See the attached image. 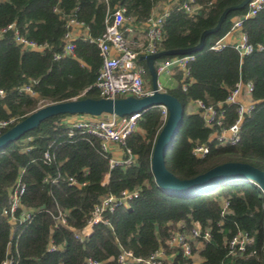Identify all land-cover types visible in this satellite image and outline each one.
I'll return each instance as SVG.
<instances>
[{
  "label": "trees",
  "instance_id": "trees-1",
  "mask_svg": "<svg viewBox=\"0 0 264 264\" xmlns=\"http://www.w3.org/2000/svg\"><path fill=\"white\" fill-rule=\"evenodd\" d=\"M167 1L1 0L0 33L12 23L19 34L47 47L24 49L14 41V30L1 34L0 89L4 95L0 97V119L13 117L16 123L41 102L98 98L95 82L101 58L96 44L89 39L104 32L106 16L117 6H125V15L138 26L148 19L156 5ZM241 1L195 0L201 6L195 15L174 5L164 22L160 50L196 45L202 31L216 24L223 9ZM247 9L248 5L230 11L219 29L205 37L203 48L194 52L196 58L190 64L191 81L186 89L178 85L167 90L183 107L182 124L165 153L167 169L179 179L195 177L227 161L245 162L264 170V7L242 22V30L253 46L249 54L240 56L231 44L216 51L210 48L229 32L233 18ZM71 16L83 23L86 34L74 38L72 54L54 59V53L60 52L64 44L66 22ZM258 44L263 48L257 49ZM139 63L146 67L143 61ZM146 72L150 79L147 67ZM176 77L180 80L181 73ZM31 80L35 94L19 92ZM239 81L252 83L254 108L241 124L237 143L215 145L214 140H209L213 129L205 126L198 113L188 112L187 104L195 99L214 105L222 103L225 110L222 126L227 127L237 115L235 104H226L225 99ZM67 115L72 114L43 120L0 149V263L9 258L12 264H83L86 257H92L101 264H118L116 257L121 249L144 259L164 247L167 253L176 252L171 264H182L179 250L165 244L182 221L186 228L193 222L210 227L211 239L204 242L198 264L221 263L227 255V240L237 229L248 231L254 238L243 257L236 259L237 263L264 264V195L257 186L231 180L208 192L178 196L165 192L154 182L150 161L164 122L160 106L141 111L138 127L144 130V135L134 131L127 137L126 145L136 158L128 166L110 167V154L101 151L96 137L78 129L69 136L62 121ZM198 144L209 147L202 158L192 153ZM45 151L52 156L50 162L43 159ZM44 177L56 181L45 182ZM69 177L81 185H70ZM18 178L24 184L22 205L38 210L29 220L12 224L1 211L8 205L9 193ZM134 189L138 190L137 195L128 205L108 214L109 223L94 225L82 241L69 228L53 227L51 214L60 209L68 210V226L79 230L103 195H120L124 190ZM220 198L229 202V212L224 215ZM50 240L61 248L47 250Z\"/></svg>",
  "mask_w": 264,
  "mask_h": 264
},
{
  "label": "built area",
  "instance_id": "built-area-1",
  "mask_svg": "<svg viewBox=\"0 0 264 264\" xmlns=\"http://www.w3.org/2000/svg\"><path fill=\"white\" fill-rule=\"evenodd\" d=\"M177 5L189 15H195L201 8L195 0H185L178 3V0H169L165 3L155 6L148 19L134 26L129 17L125 15V6L115 7L105 19L104 32L95 38L89 40L94 42L98 48L101 58V65L95 82L99 97L117 98L132 95L135 97H143L151 94V89L147 87L145 82L146 67L139 63V54H153L160 50V42L164 28V22L168 17L172 7ZM264 7V0H250L247 11L233 18L232 27L229 32H238V40L233 45L240 56L249 54L253 50V46L249 43L246 33L242 30L243 20L254 16L261 8ZM84 27L83 23L78 21L74 16L68 18L66 22L67 32L64 35V44L61 51L54 53V59L70 55L74 50V37L72 35L73 27ZM85 28V27H84ZM14 30V41L24 49L43 50L47 45H41L25 38L15 30L14 25L8 24L0 33L5 30ZM86 29V28H85ZM140 32L144 36V40L137 45L132 40V35ZM225 43L221 39L217 40L210 48L214 51L221 49ZM263 45L258 44L257 49H262ZM138 49V50H137ZM196 58L195 53L184 55H173L165 59H157L154 66L157 74H173L181 73L178 85L183 90L191 81L190 64ZM31 80L29 84L19 88V92L35 94L32 90ZM159 87V86H158ZM160 90H162L159 87ZM86 90V89H85ZM253 85L251 82L239 81L233 89L228 93L225 99L226 104H235L236 119L227 127H223L225 110L222 103L214 105L200 99L189 101L198 113L205 126L213 129L209 140H214L215 145L235 144L239 139L241 124L245 117L249 116L254 108V100L252 98ZM164 91V90H162ZM4 95V91L0 89V97ZM191 107V106H190ZM162 108L164 119L167 115L165 107ZM192 109V107H191ZM73 120H71V118ZM141 118V112L130 115L118 116L115 114H72L62 118L67 126V134L72 136L74 129H78L84 133L92 135L99 140L100 149L104 153L110 154L111 145H116L123 151L120 158L112 157L110 154L109 166H128L135 162V155L126 145L127 137L138 129V121ZM15 122L13 117L0 119V134ZM217 127H220L218 131ZM26 147L25 149H28ZM207 144H198L192 148V153L198 158L204 157L208 152ZM43 159L50 162L52 156L49 151L43 153ZM45 182H55V178L44 177ZM70 185L80 186L81 183L73 177L68 178ZM24 192V184L17 179L15 186L9 193V203L1 211L2 215L8 218L13 224L17 220H29L34 213V208L25 207L21 203V196ZM138 190H124L120 195L107 193L103 195L99 202L96 203L90 212L86 224L83 228L76 230L68 226L66 217L68 210H58L52 213L54 221L53 227H65L73 231L74 237L82 241L88 236L94 225L99 223L108 224L109 216L119 206H127L129 200L137 195ZM221 215L228 213L229 202L227 198H220ZM221 225V222L218 223ZM170 236L165 240L166 246L178 249L181 253L182 264H198V256L205 241L211 239L210 227H202L199 222H193L189 228L185 227L184 222H178ZM253 236L246 230L237 229L236 232L227 240L226 258L219 264H238L236 259L243 257L247 248L253 243ZM61 245H56L52 240L47 245V250H56ZM176 252L167 253L164 247L157 248L147 258L135 257L130 250L121 249L116 257L118 264H171ZM0 264H12L11 259L6 258ZM83 264H101L100 261L86 257Z\"/></svg>",
  "mask_w": 264,
  "mask_h": 264
},
{
  "label": "water",
  "instance_id": "water-1",
  "mask_svg": "<svg viewBox=\"0 0 264 264\" xmlns=\"http://www.w3.org/2000/svg\"><path fill=\"white\" fill-rule=\"evenodd\" d=\"M249 1L242 0L238 4L223 9L216 24L203 30L200 34L199 42L192 47L159 50L153 54L140 55L139 60L145 63L150 75L151 94L143 97L132 95L117 98L85 97L45 104L2 132L0 134V149L16 141L26 132L37 127L43 120L54 115L115 114L123 116L145 111L154 106H160L166 108L167 115L155 139L150 161V170L158 187L172 195L189 196L208 192L227 181L244 180L257 186L264 195V170L249 163L239 161L223 162L189 179H179L167 169L165 153L182 124L183 107L174 95L159 89L157 84L158 74L154 66V62L161 57L190 54L201 50L204 46L205 37L219 29L228 13L232 10L243 8L248 5Z\"/></svg>",
  "mask_w": 264,
  "mask_h": 264
},
{
  "label": "crops",
  "instance_id": "crops-1",
  "mask_svg": "<svg viewBox=\"0 0 264 264\" xmlns=\"http://www.w3.org/2000/svg\"><path fill=\"white\" fill-rule=\"evenodd\" d=\"M1 1V0H0ZM158 6V5H156ZM86 34V29L84 27H79V26H74L73 27V31H72V35L74 38L80 36V35H85ZM238 32H227L222 38L221 41L225 44H234L237 42L238 40ZM132 40L135 41L137 43V45H139L143 40H144V36L143 34H141L140 32H136L135 34L132 35ZM177 72L173 73V74H158L157 77V84L158 86L164 90H170V89H174L175 87L178 86L179 83V79H177L176 77ZM147 81H149L150 85H147ZM145 82L147 87H149L151 89V80L148 78L147 74L145 75ZM192 109H191V107ZM194 107L192 106V103H188L187 104V111L188 112H192L195 113V109H193ZM139 133H141L142 135H144V130H142L141 128L138 127V129L136 130ZM110 154L112 157L115 158H120L123 155V151L117 147L116 145H111L110 148ZM198 261L201 260L200 256L197 257Z\"/></svg>",
  "mask_w": 264,
  "mask_h": 264
},
{
  "label": "rangeland",
  "instance_id": "rangeland-1",
  "mask_svg": "<svg viewBox=\"0 0 264 264\" xmlns=\"http://www.w3.org/2000/svg\"><path fill=\"white\" fill-rule=\"evenodd\" d=\"M148 84L150 85L149 81H147V85H148ZM43 105H45V104H43V103L41 102V103H39L38 107H41V106H43ZM73 118H74V117H72L71 120H73Z\"/></svg>",
  "mask_w": 264,
  "mask_h": 264
}]
</instances>
